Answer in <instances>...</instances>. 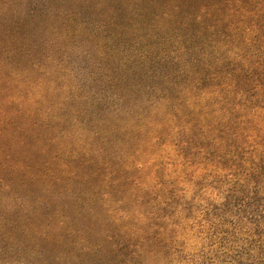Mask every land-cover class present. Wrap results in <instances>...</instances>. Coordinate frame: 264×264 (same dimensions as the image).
I'll use <instances>...</instances> for the list:
<instances>
[{
    "label": "clouds",
    "instance_id": "obj_1",
    "mask_svg": "<svg viewBox=\"0 0 264 264\" xmlns=\"http://www.w3.org/2000/svg\"><path fill=\"white\" fill-rule=\"evenodd\" d=\"M261 214L264 0H0V264H264Z\"/></svg>",
    "mask_w": 264,
    "mask_h": 264
},
{
    "label": "trees",
    "instance_id": "obj_2",
    "mask_svg": "<svg viewBox=\"0 0 264 264\" xmlns=\"http://www.w3.org/2000/svg\"><path fill=\"white\" fill-rule=\"evenodd\" d=\"M258 179V177H257ZM239 202V201H237ZM255 203L256 204V207L252 209V211L254 213H258L259 210H260V198L259 197H254V199L252 201L249 202V207L251 206V204ZM225 210H228V205H227V202H226V205H225ZM261 218L264 219V214H261ZM250 219H255V217H250ZM227 231V230H225ZM259 231V230H258Z\"/></svg>",
    "mask_w": 264,
    "mask_h": 264
}]
</instances>
